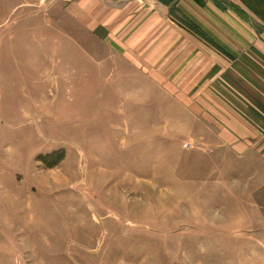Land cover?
<instances>
[{
    "label": "rangeland",
    "instance_id": "1",
    "mask_svg": "<svg viewBox=\"0 0 264 264\" xmlns=\"http://www.w3.org/2000/svg\"><path fill=\"white\" fill-rule=\"evenodd\" d=\"M155 10L0 0V264H264L259 64Z\"/></svg>",
    "mask_w": 264,
    "mask_h": 264
},
{
    "label": "crops",
    "instance_id": "2",
    "mask_svg": "<svg viewBox=\"0 0 264 264\" xmlns=\"http://www.w3.org/2000/svg\"><path fill=\"white\" fill-rule=\"evenodd\" d=\"M137 1L141 7L156 8L159 14H171L172 9L178 16H187L195 28L208 32L215 44L230 54H220L223 59L233 56L237 62L258 63V70L255 67L252 70L251 96L258 95L259 101L252 97L251 100L246 99V103L250 101L252 110L264 111V99H259V94L264 96V0Z\"/></svg>",
    "mask_w": 264,
    "mask_h": 264
}]
</instances>
